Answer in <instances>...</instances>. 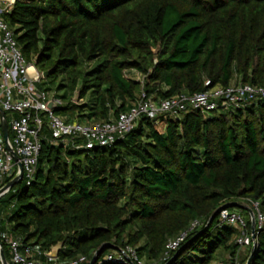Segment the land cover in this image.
I'll return each instance as SVG.
<instances>
[{"label":"trees","instance_id":"obj_1","mask_svg":"<svg viewBox=\"0 0 264 264\" xmlns=\"http://www.w3.org/2000/svg\"><path fill=\"white\" fill-rule=\"evenodd\" d=\"M12 9L5 19L24 58L51 70L37 86L60 99L53 109L67 122L114 121L143 92L159 102L216 86H264V0H16ZM42 135L34 180L0 197V234L9 230L36 258L62 243L57 260L82 255L90 264L111 243L94 264H125L115 255L129 249L143 264H231L242 254L239 228L219 225L220 212L208 225L211 216L242 201L257 202L264 216V99L141 115L111 145L92 149L55 142L47 122ZM231 208L251 233V214ZM194 221L163 259L167 241ZM249 245L240 263L255 246L250 264H264V222Z\"/></svg>","mask_w":264,"mask_h":264},{"label":"built area","instance_id":"obj_2","mask_svg":"<svg viewBox=\"0 0 264 264\" xmlns=\"http://www.w3.org/2000/svg\"><path fill=\"white\" fill-rule=\"evenodd\" d=\"M15 1L0 0V107L5 114L6 112L11 114L10 126L13 135L12 138L9 136V144L19 159L16 160L7 149L0 128V189L9 183L8 180L13 181L21 177L20 162L23 166L20 181L29 184L34 180L42 147V131L46 122L53 131L55 142L63 139L66 144L71 143L74 148L92 149L111 145L117 136L132 129L141 115H147L150 118L162 115L179 117L180 114L189 110L196 109L205 113L218 108L228 110L232 107H244L257 99H264V86L250 84L216 86L193 95L180 94L159 102L143 92L139 101L130 110L120 113L114 121L94 125L67 122L56 115L50 106L51 102L55 105L61 104L60 99L37 86L42 73L34 63L24 58L15 34L5 19V14L12 9ZM12 187H7L2 196ZM249 203L247 205L253 209L256 217V228H261L264 216L260 213L258 203L254 201ZM223 223L239 228L240 234L236 242L241 247L248 245L251 240L254 244L256 243V237L253 238L252 231L248 232L247 222L239 210H221L219 225ZM199 225L200 221H194L188 230L170 238L166 243L163 259H169L172 252L176 251L186 239L189 231L196 229ZM0 241L7 245L12 264H84L88 262V258L82 255L69 261L57 260L49 256V253L45 254L47 258L44 260L36 258L33 256L32 248L22 246L20 238L9 230L1 232ZM125 253L131 257V261L126 259ZM115 256L125 264H143L133 249H129L128 253L122 251ZM115 256L111 253L106 255V259H112ZM0 264H3L1 255ZM231 264H241L239 255Z\"/></svg>","mask_w":264,"mask_h":264},{"label":"water","instance_id":"obj_3","mask_svg":"<svg viewBox=\"0 0 264 264\" xmlns=\"http://www.w3.org/2000/svg\"><path fill=\"white\" fill-rule=\"evenodd\" d=\"M13 12V9L9 10L8 14H11ZM35 61H37V57L35 58ZM51 72L50 71H46L44 73H42V77H47V75ZM50 106L52 108H54L56 105L51 102L50 103ZM0 125H1V129H2V133H3V136H4V139H5V142H6V147L7 149L11 152V154L15 157L16 160L19 159V157L16 155V153L12 150L10 144H9V136H10V131H9V126H8V122H7V119H6V114L5 112L1 109L0 107ZM19 166H20V170H21V177H22V174H23V166H22V163L20 162L19 163ZM20 177V178H21ZM20 178L17 177L16 179H14L13 181H10L4 188L0 189V197L2 196L3 192L5 191V189L7 187H12L13 185H15L17 182L20 181ZM233 206H237L239 208H245L250 214H251V229H252V233H253V238L256 237V217L254 215V211L251 207L249 206H244L242 204H238V203H229V204H226V205H223L221 206L210 218L209 220V223L208 225L212 222V220L214 219V217L217 216V214L223 210V209H227L229 207H233ZM113 245L111 243H105L103 244L97 251L96 253L94 254L90 264H94L96 262V260L99 258L100 254L104 251V249H106L107 247H112ZM62 247V243H58L56 246L52 247L51 248V251L49 252V256L51 257H58L59 255V250L61 249ZM255 252V246L253 247V251H252V255L253 253ZM0 255L2 257V261H3V264H9L8 260L6 259L5 257V253H4V248H3V245L0 241ZM251 255V256H252ZM125 256H126V259L131 261V257L125 253ZM251 256L250 258L248 259L247 261V264H250V261H251Z\"/></svg>","mask_w":264,"mask_h":264},{"label":"rangeland","instance_id":"obj_4","mask_svg":"<svg viewBox=\"0 0 264 264\" xmlns=\"http://www.w3.org/2000/svg\"><path fill=\"white\" fill-rule=\"evenodd\" d=\"M56 84H57V83H56ZM56 84H52V85H51L50 83H47V86H46L45 88L48 87V88H50V89H53V88L56 86ZM37 85L40 87L41 83H38ZM7 118H8V120H9L8 122H9V124H10V118H11V115L8 114V115H7ZM159 128L162 129V128H163L162 125H160ZM241 204L244 205V206H248V205L245 203V201H242ZM2 206H3V203L0 202V207H1V208H4V206H3V207H2ZM232 209L237 210V208H231V210H232ZM2 213H3V212H2ZM2 213L0 212V214H2ZM245 216H246V218L248 217L246 214H245ZM0 218H1V215H0ZM245 247H246V250H243L244 252L241 251L242 254L239 255V260H240V258L244 257L245 254L248 252V248L250 247V245L248 244V245H246Z\"/></svg>","mask_w":264,"mask_h":264},{"label":"crops","instance_id":"obj_5","mask_svg":"<svg viewBox=\"0 0 264 264\" xmlns=\"http://www.w3.org/2000/svg\"><path fill=\"white\" fill-rule=\"evenodd\" d=\"M132 73V72H131ZM241 250H246V247H241ZM244 252V251H243ZM215 264H228L227 261H224L223 259L218 260L217 262H215Z\"/></svg>","mask_w":264,"mask_h":264}]
</instances>
